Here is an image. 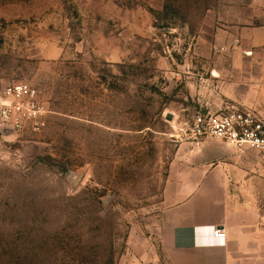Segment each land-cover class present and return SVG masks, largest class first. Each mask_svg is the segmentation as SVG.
Segmentation results:
<instances>
[{"label":"rangeland","instance_id":"obj_1","mask_svg":"<svg viewBox=\"0 0 264 264\" xmlns=\"http://www.w3.org/2000/svg\"><path fill=\"white\" fill-rule=\"evenodd\" d=\"M263 27L264 0H0V96L48 111L0 132V264H165L172 161Z\"/></svg>","mask_w":264,"mask_h":264},{"label":"crops","instance_id":"obj_2","mask_svg":"<svg viewBox=\"0 0 264 264\" xmlns=\"http://www.w3.org/2000/svg\"><path fill=\"white\" fill-rule=\"evenodd\" d=\"M240 48L242 54L220 59L223 71L212 73L226 95L210 92L205 110L229 105L264 117V33ZM162 204L157 238L165 264H264V170L257 151L189 137L172 161ZM216 227L223 239L214 237Z\"/></svg>","mask_w":264,"mask_h":264},{"label":"built area","instance_id":"obj_3","mask_svg":"<svg viewBox=\"0 0 264 264\" xmlns=\"http://www.w3.org/2000/svg\"><path fill=\"white\" fill-rule=\"evenodd\" d=\"M0 96V128L13 133H37L46 126L47 109L38 100L37 92L25 83L6 87ZM190 135L223 142L238 152L257 151L264 170V117L249 109L226 105L217 112L196 115L191 121ZM214 237L223 239V229L215 228Z\"/></svg>","mask_w":264,"mask_h":264},{"label":"water","instance_id":"obj_4","mask_svg":"<svg viewBox=\"0 0 264 264\" xmlns=\"http://www.w3.org/2000/svg\"><path fill=\"white\" fill-rule=\"evenodd\" d=\"M167 119H170V115L167 116ZM0 132L3 133V134L13 133V131L10 128H4V127L0 128ZM76 180H75V182H76Z\"/></svg>","mask_w":264,"mask_h":264}]
</instances>
